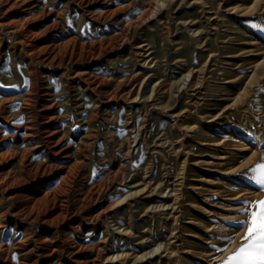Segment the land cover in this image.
<instances>
[{
	"label": "rangeland",
	"instance_id": "1",
	"mask_svg": "<svg viewBox=\"0 0 264 264\" xmlns=\"http://www.w3.org/2000/svg\"><path fill=\"white\" fill-rule=\"evenodd\" d=\"M157 1L0 0V264H219L242 242L264 0Z\"/></svg>",
	"mask_w": 264,
	"mask_h": 264
},
{
	"label": "snow or ice",
	"instance_id": "2",
	"mask_svg": "<svg viewBox=\"0 0 264 264\" xmlns=\"http://www.w3.org/2000/svg\"><path fill=\"white\" fill-rule=\"evenodd\" d=\"M138 10V9H137ZM71 25V22H69ZM239 71H249V69H238ZM15 85H2L0 88H15ZM264 141V137L261 138ZM260 147L264 149V142L260 143ZM135 151V146L133 148ZM135 163V162H134ZM249 172L253 173L251 180L259 186L261 191H264V157L261 158V162L248 165L244 170L238 172V175H247ZM93 176L96 177L97 173L94 171ZM233 204L250 205L251 207H244L238 209L240 213H245L247 219H237L229 222L226 227L239 228L247 225L246 231L242 236V242L237 248H235L225 260L219 262V264H264V198L256 200H248L238 198L232 201H228ZM219 220V218H215ZM210 237H216L215 231L206 233ZM225 242L230 241V236L216 237ZM211 248H215L216 245H209Z\"/></svg>",
	"mask_w": 264,
	"mask_h": 264
},
{
	"label": "bare ground",
	"instance_id": "3",
	"mask_svg": "<svg viewBox=\"0 0 264 264\" xmlns=\"http://www.w3.org/2000/svg\"><path fill=\"white\" fill-rule=\"evenodd\" d=\"M160 1L158 0L157 3H159Z\"/></svg>",
	"mask_w": 264,
	"mask_h": 264
}]
</instances>
